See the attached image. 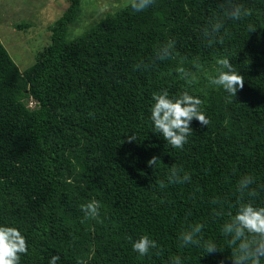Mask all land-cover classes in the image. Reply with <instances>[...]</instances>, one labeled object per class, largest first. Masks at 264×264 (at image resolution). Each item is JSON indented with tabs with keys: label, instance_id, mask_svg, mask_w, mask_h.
<instances>
[{
	"label": "trees",
	"instance_id": "16d2710c",
	"mask_svg": "<svg viewBox=\"0 0 264 264\" xmlns=\"http://www.w3.org/2000/svg\"><path fill=\"white\" fill-rule=\"evenodd\" d=\"M233 2L250 15L226 21L222 43H209L202 28L222 15L223 0H154L141 12L131 1L73 38L82 0H68L49 25L50 42L22 71L0 41V226L25 236L20 264H49L52 255L57 264H168L173 255L182 264H231L227 216L212 210L235 212L243 175L264 185V0ZM169 40L173 58L153 60ZM222 57L244 78L235 96L193 79ZM161 89L203 101L209 123L193 119L182 149L154 132L152 94ZM173 166L190 182L169 184ZM92 200L95 219L82 211ZM253 202L264 206V190ZM198 223L222 251L179 246L180 232ZM143 235L160 247L140 257L132 241Z\"/></svg>",
	"mask_w": 264,
	"mask_h": 264
},
{
	"label": "clouds",
	"instance_id": "9594fccd",
	"mask_svg": "<svg viewBox=\"0 0 264 264\" xmlns=\"http://www.w3.org/2000/svg\"><path fill=\"white\" fill-rule=\"evenodd\" d=\"M154 0H132L131 7L141 12L153 5ZM220 8L222 15L218 18L209 20L202 28V36L209 43L219 38V34L228 20L236 21L242 17L250 15L249 10L233 2V0H223ZM254 31L249 25V32ZM222 43V38L218 39ZM175 41L168 42L158 46L153 54V60L164 61L174 56ZM219 66L216 75H208L207 80L210 85L222 87L230 95L235 96L238 89H243L244 78L237 74L227 57L216 60ZM147 68L148 64L141 62L137 68ZM179 74L186 80L189 77L183 68L179 69ZM193 79H195L193 77ZM189 83L192 80H188ZM154 103L151 107L150 119L155 133H159L163 139L174 149H182L188 142V137L193 134L191 121L195 119L202 126H207L209 120L200 110L203 101L187 91L181 92L177 96L169 95L167 89H161L159 93L152 94ZM129 142L135 140V136L127 137ZM159 158L153 156L147 161L151 167H155ZM190 175L184 172L182 168L173 166L168 173L169 184H180L190 182ZM256 185L255 178L248 174L243 175L236 183L235 212L231 210L225 212L222 207L214 208L212 213L215 217L227 216V220L221 226L222 234L227 237V245L231 250V264H264V206H257L254 200L259 196L260 191L264 190V185ZM165 185L160 183V187ZM213 204L221 205L222 201L213 198ZM99 202L92 200L86 205H82V211L86 217L93 219L99 216ZM202 224H194L179 234V246L202 247L205 254H212L222 251L212 240L204 239L202 235ZM159 245L149 236L143 235L132 241V250L140 257L148 256L153 249H159ZM28 253V245L24 235L11 226H0V264H20L21 255ZM159 255V251L156 253ZM59 255H52L49 264H57ZM168 264H182L181 257L173 255ZM223 264V262H221Z\"/></svg>",
	"mask_w": 264,
	"mask_h": 264
},
{
	"label": "rangeland",
	"instance_id": "374dc122",
	"mask_svg": "<svg viewBox=\"0 0 264 264\" xmlns=\"http://www.w3.org/2000/svg\"><path fill=\"white\" fill-rule=\"evenodd\" d=\"M132 0H82L81 12L70 27L68 38L80 34L92 23ZM68 0H0V41L19 70L35 60V55L50 42L51 25L66 9ZM25 24L22 29L16 25ZM198 71L194 80L209 87L207 76L217 67Z\"/></svg>",
	"mask_w": 264,
	"mask_h": 264
},
{
	"label": "built area",
	"instance_id": "2783aa9c",
	"mask_svg": "<svg viewBox=\"0 0 264 264\" xmlns=\"http://www.w3.org/2000/svg\"><path fill=\"white\" fill-rule=\"evenodd\" d=\"M29 106H32L33 105V101L30 99L29 103H28Z\"/></svg>",
	"mask_w": 264,
	"mask_h": 264
}]
</instances>
